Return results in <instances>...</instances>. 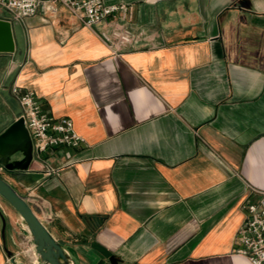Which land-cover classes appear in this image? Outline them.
I'll use <instances>...</instances> for the list:
<instances>
[{
	"label": "crops",
	"instance_id": "crops-1",
	"mask_svg": "<svg viewBox=\"0 0 264 264\" xmlns=\"http://www.w3.org/2000/svg\"><path fill=\"white\" fill-rule=\"evenodd\" d=\"M103 1L127 10L88 29L46 3L19 23L25 51L0 54V134L20 117L15 85L85 141L33 150L28 173L6 169L16 153L0 176L43 201L47 220L30 205L76 264H110L92 243L118 264H250L234 248L264 191V0ZM120 27L137 42L117 55L98 33ZM0 211L7 250L31 264L18 215Z\"/></svg>",
	"mask_w": 264,
	"mask_h": 264
},
{
	"label": "built area",
	"instance_id": "built-area-1",
	"mask_svg": "<svg viewBox=\"0 0 264 264\" xmlns=\"http://www.w3.org/2000/svg\"><path fill=\"white\" fill-rule=\"evenodd\" d=\"M46 3L51 4L46 9L50 14L58 12V5L80 26L88 29L100 24L110 26L119 12L124 14L127 10L124 5H107L103 0H0V19L9 21L13 26L35 16ZM98 34L112 54L118 55L120 50L137 42V36L125 27L102 30ZM10 92L20 106V118L29 132L34 152L40 154L61 149L76 151L85 145L84 139L75 132L72 121L65 117L54 118L33 91L13 85ZM253 191L259 195V199L244 206L245 219L237 232L234 253L244 257L250 264H264V191ZM23 242V252L29 253L31 264H36L26 234Z\"/></svg>",
	"mask_w": 264,
	"mask_h": 264
},
{
	"label": "water",
	"instance_id": "water-1",
	"mask_svg": "<svg viewBox=\"0 0 264 264\" xmlns=\"http://www.w3.org/2000/svg\"><path fill=\"white\" fill-rule=\"evenodd\" d=\"M16 50L14 28L9 21L0 19V54L11 55ZM21 153L23 159L12 165H6L8 170L28 173V168L33 160V149L30 137L22 118L13 122L0 134V164H5L8 157ZM34 180L41 175H31ZM0 198L18 215L25 234L30 240L35 254L36 264H76L68 251L47 230L45 224L36 215L30 203H38L42 207L44 219L47 212L43 201L36 197H23L15 188L0 176ZM1 240L3 250L10 264H18L16 256L7 250L5 245L6 218L0 211ZM91 248L100 253L110 264H118V260L105 248L92 243Z\"/></svg>",
	"mask_w": 264,
	"mask_h": 264
},
{
	"label": "rangeland",
	"instance_id": "rangeland-1",
	"mask_svg": "<svg viewBox=\"0 0 264 264\" xmlns=\"http://www.w3.org/2000/svg\"><path fill=\"white\" fill-rule=\"evenodd\" d=\"M2 16V10L0 8V17ZM13 28H14V36H15V41L18 45V49H19V52H24L25 51V48H26V42H25V38H26V35H25V30L23 28V26L19 23H15L13 25ZM0 205L3 207V208H8V210H11L12 209L0 198ZM14 212V211H12ZM15 214V213H14Z\"/></svg>",
	"mask_w": 264,
	"mask_h": 264
}]
</instances>
